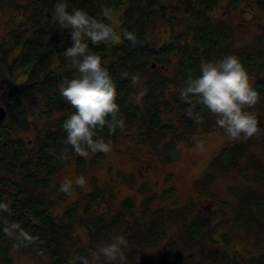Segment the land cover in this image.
<instances>
[{
  "label": "trees",
  "instance_id": "16d2710c",
  "mask_svg": "<svg viewBox=\"0 0 264 264\" xmlns=\"http://www.w3.org/2000/svg\"><path fill=\"white\" fill-rule=\"evenodd\" d=\"M179 1L69 0L70 10L84 9L98 19L109 20L118 31L127 29L136 37L135 43L121 40L93 45L89 41L90 50L101 57L117 85L119 115L124 120L122 129L109 134L105 127L95 138L116 145L123 136L130 135L150 142L168 160L176 159V144L183 133L201 127L206 130L216 119L202 106L182 102L180 87L189 76L200 74L202 64L227 55L239 58L259 94L258 103L246 110H264V33H257L243 45L236 44L230 22L214 16L222 0H188L184 10L176 5ZM228 1L234 7L242 3ZM14 2L12 9H18L24 20L0 38V104L6 109L5 119L0 121V200L10 203V212L0 220L20 222L33 241L15 247L14 237L0 233V264H14L15 252L46 264H78L77 257H91L98 244L109 242L114 235H123L129 242L127 264H142L143 247L157 244L166 235L168 223H181L179 236L191 251L208 241L215 247L212 255L196 261L192 252L183 255L172 238L163 246L165 264H264V252L251 253L242 262L219 251L215 237L221 235L229 243L230 235L223 233L222 225L213 224L216 222L212 217L201 212L192 214L190 204L170 208L165 214L164 206H152L153 195L143 201L141 211L134 210L133 201L127 198L120 211L109 215L91 209L92 201L100 202L103 195L96 188L98 191L82 195V205H60L59 186L65 167L84 159L66 144L62 127L74 110L59 94L64 82L77 74L64 56L72 44L70 31L62 30L52 15L56 0ZM258 3L264 5V0ZM104 7L113 9L114 15L104 18ZM169 14L170 40L154 43L149 37L150 28ZM125 72L127 79L122 78ZM132 76L139 77L135 85ZM240 142L230 141L220 149L194 186L206 195L216 174L239 169L252 176L254 185L233 189L235 200L224 202V206L233 210L238 227L263 229L264 162L253 155L247 165H242L246 146ZM65 154L67 159H61ZM171 193L167 190L162 195L169 198ZM86 214L90 215L87 225L92 240L88 244L79 241L74 231L77 220Z\"/></svg>",
  "mask_w": 264,
  "mask_h": 264
},
{
  "label": "rangeland",
  "instance_id": "374dc122",
  "mask_svg": "<svg viewBox=\"0 0 264 264\" xmlns=\"http://www.w3.org/2000/svg\"><path fill=\"white\" fill-rule=\"evenodd\" d=\"M25 3L26 0H17ZM188 0H180L178 6L182 10L186 8ZM259 0H242L239 6L234 7L228 0H222L214 10V16L224 18L234 29L236 44L243 45L252 41L257 33H264V5ZM14 0H2L0 3V38L9 35L22 24L24 18L18 9H12ZM16 8V6H14ZM168 15L150 28V40L157 44L169 41L171 28ZM252 85L253 80L249 78ZM251 112L256 116L259 131L250 139H240V145L246 146V153L242 158V165H247L253 155L264 162V110L254 108ZM234 142L226 138L222 129L217 125L216 119L205 130L204 127L190 133H183L177 141L178 157L174 160L157 152L155 146L142 141L140 138H132L130 135L122 137L121 142L111 145L108 153L89 152L84 159L78 163L71 162L65 167L63 180L65 178L75 181V178L83 175L86 185L81 188L73 183L69 193L60 192V205L65 206L72 203L82 205V196L85 193L98 191L103 193L100 202L93 200L91 209L107 211L110 215L115 214L122 208V202L130 198L134 203V210L141 211L143 201L149 197L153 198V207L164 206L167 211L174 207L193 206V213H203L222 225V230L230 235V248L241 252L244 256L251 253L264 252V228L252 230L248 226L238 227L235 213L224 202H233L235 198L232 190L235 188H250L254 185L253 177L246 176L241 171L235 170L230 173L216 174L210 184V194L204 195L195 189L194 182L202 177L208 170L210 161L219 154L229 143ZM171 190L169 198L163 197L165 191ZM64 207V208H65ZM63 208V209H64ZM108 215V216H109ZM167 217V216H165ZM90 215H83L77 220L75 235L83 243H91V234L87 225ZM218 222V223H217ZM180 224L168 223L166 235L162 236L157 243L142 249V264H165V253L163 246L172 238L177 240L179 250L188 256L192 252L195 260L201 257H209L213 254L214 246L208 242L198 245L193 251L184 244L179 236ZM262 228V227H261ZM221 237V235H219ZM14 264H46L38 258L15 252ZM242 255V256H243ZM241 256V255H239ZM92 264H96L95 261ZM206 264H216L207 262Z\"/></svg>",
  "mask_w": 264,
  "mask_h": 264
},
{
  "label": "clouds",
  "instance_id": "9594fccd",
  "mask_svg": "<svg viewBox=\"0 0 264 264\" xmlns=\"http://www.w3.org/2000/svg\"><path fill=\"white\" fill-rule=\"evenodd\" d=\"M52 15L62 30H69L72 44L64 56L77 69L74 78L66 80L59 94L73 107V112L63 122L65 142L80 156L111 151V142H105L98 133L107 128L109 134L124 127L117 103V85L102 59L89 48L93 45L110 44L121 40L135 43V34L127 29L117 30L107 19H98L86 10H70L69 0H56ZM104 18L114 15L111 8L101 10ZM127 79L128 73H122ZM139 77L132 76L137 84ZM179 99L185 104L202 106L216 117L217 125L226 138L236 141L250 139L259 131L256 116L246 109L259 101L258 92L249 82V76L238 57L227 55L214 62L204 63L198 76H189L180 87ZM95 138V139H94ZM61 159H67L62 155ZM73 183L83 188V175L75 181L65 178L59 186L63 193H69ZM10 212V203L0 200V216ZM0 233L15 238V247L31 243L33 237L18 221L0 220ZM128 240L123 235H114L109 242L100 243L91 257H77L78 264H127Z\"/></svg>",
  "mask_w": 264,
  "mask_h": 264
},
{
  "label": "flooded vegetation",
  "instance_id": "af4514ba",
  "mask_svg": "<svg viewBox=\"0 0 264 264\" xmlns=\"http://www.w3.org/2000/svg\"><path fill=\"white\" fill-rule=\"evenodd\" d=\"M155 64V63H154ZM215 220H219V218L218 219H215ZM214 220V221H215ZM215 239H216V241H217V247L216 248H218L219 249V251H221V252H227V255L229 256V257H234L233 259H235V260H242V262H244L247 258H249V255H247L246 254V256H244L243 254H241V252H239V251H237V250H235L234 248H230V246L228 245L229 243L228 242H226V241H224L225 240V238H223V237H215ZM211 242V241H210ZM214 247H215V245H214ZM239 255H241V256H239ZM243 255V256H242ZM190 264V263H189ZM222 264H227V263H225V262H223Z\"/></svg>",
  "mask_w": 264,
  "mask_h": 264
},
{
  "label": "water",
  "instance_id": "95a60500",
  "mask_svg": "<svg viewBox=\"0 0 264 264\" xmlns=\"http://www.w3.org/2000/svg\"><path fill=\"white\" fill-rule=\"evenodd\" d=\"M155 66V64L153 63V67ZM6 116V109L5 106L0 104V121L4 120Z\"/></svg>",
  "mask_w": 264,
  "mask_h": 264
}]
</instances>
